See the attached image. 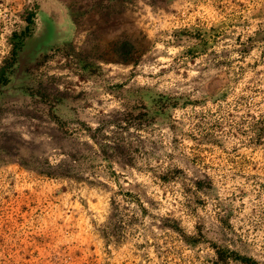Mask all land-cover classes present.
Wrapping results in <instances>:
<instances>
[{"label": "rangeland", "instance_id": "rangeland-1", "mask_svg": "<svg viewBox=\"0 0 264 264\" xmlns=\"http://www.w3.org/2000/svg\"><path fill=\"white\" fill-rule=\"evenodd\" d=\"M0 68V264H264V0H0Z\"/></svg>", "mask_w": 264, "mask_h": 264}, {"label": "trees", "instance_id": "trees-1", "mask_svg": "<svg viewBox=\"0 0 264 264\" xmlns=\"http://www.w3.org/2000/svg\"><path fill=\"white\" fill-rule=\"evenodd\" d=\"M103 1H107L108 2H111L112 0H103ZM67 8H69L70 6L69 5H66ZM69 6V7H68ZM24 35V33H23ZM10 40L12 41V51H14L17 46L20 44V42L22 41V34H15V33H12L11 34V38ZM123 46L121 47L120 49V52H124L126 51L125 49V46H130V44L128 45V43L126 42H123L122 44ZM120 52H118L120 54ZM2 71V68H0V73ZM259 131H263V129H260ZM262 132H259L258 135H260ZM161 179L163 181H166L167 178L166 177H161ZM194 184H195V187H197L198 189H200L201 187V182L199 180L197 181H194ZM127 194H129L130 196H132L129 192H127ZM133 200L137 205H139V210L141 213H143L145 210L144 208L141 206L139 200L135 197H133ZM111 206H114V200H111L110 202ZM173 229H177V226H172ZM102 231V230H101ZM102 236H104L105 234L102 233L101 234ZM183 238L185 240H189V244L192 245L193 243H195L196 240L195 239V236H185L183 234ZM192 241V242H191ZM211 248L212 250L214 251V257L211 261L212 264H230V263H237V264H256V261L251 257V256H247V255H243V254H240L234 250H231L229 248H227L226 246L224 245H216L215 243H211Z\"/></svg>", "mask_w": 264, "mask_h": 264}]
</instances>
